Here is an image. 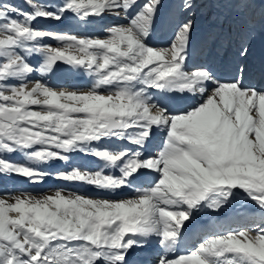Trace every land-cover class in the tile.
Masks as SVG:
<instances>
[{
	"label": "snow or ice",
	"instance_id": "1",
	"mask_svg": "<svg viewBox=\"0 0 264 264\" xmlns=\"http://www.w3.org/2000/svg\"><path fill=\"white\" fill-rule=\"evenodd\" d=\"M25 2L30 11L0 0V175L40 183L52 173L31 164L69 163L71 153H82L102 167L74 165L56 178L107 192L132 188L134 196L0 194V264H128L130 250L153 237L163 253L157 264H264V218L213 231L169 258L203 209L219 211L239 193L264 211V84L252 82L242 63L249 48L239 44L224 79L209 66L188 68L190 18L176 25L170 45L148 43L162 0ZM192 7L191 0L180 5ZM66 13L85 23L123 13L126 23L107 28L105 38L34 26ZM32 56L42 57L38 67ZM58 64L84 71L91 88L57 91L41 80L29 88L30 74ZM169 93L194 102L174 110ZM157 132L160 144L145 155ZM117 141L129 146H109ZM14 152L28 163L4 158ZM146 175L150 186H137Z\"/></svg>",
	"mask_w": 264,
	"mask_h": 264
},
{
	"label": "bare ground",
	"instance_id": "2",
	"mask_svg": "<svg viewBox=\"0 0 264 264\" xmlns=\"http://www.w3.org/2000/svg\"><path fill=\"white\" fill-rule=\"evenodd\" d=\"M14 1V0H12ZM139 1V0H138ZM236 0H232L234 2ZM60 2V0L58 1ZM256 3H262L264 0H256ZM166 8V7H165ZM188 18V14H185L184 12L176 14V11H170V8L162 9V12L160 13V16L158 18H161L162 20H166L167 18ZM64 21H55V20H37L34 23V26L40 27L44 30L47 31H52V32H68V33H74L79 36L83 37H98L101 38V36H107L106 29L113 26V25H118V24H123L126 23V20L124 18L123 13L121 15L116 16L112 13H105L102 17H91L89 20L85 22H79L77 21L72 14L66 13V16L64 18ZM190 19L193 21V30L191 37L195 36L196 33L199 35L200 39L208 40L209 35L211 34L212 31V26L211 25H206L204 26H198V20L194 18V16H190ZM39 21V23H37ZM38 25V26H37ZM190 37V39H192ZM45 43L51 44L52 46H57V42L54 40H46ZM193 45H195L193 52L192 53H198L199 56H201L202 49H199L198 43L196 41H191ZM242 43L241 41L239 44ZM247 43V42H246ZM245 43V45H246ZM247 46V45H246ZM249 48V55L248 57L242 61V63H246L248 67L252 70L251 73V79L252 82L260 84L259 81L261 78H264V38H262L260 41L255 42L251 45L247 46ZM235 57V60L237 59L236 53H232ZM208 56V55H207ZM215 56V55H214ZM213 55L210 56L212 60H215ZM218 58V57H217ZM216 58V62L218 66H222L225 69V72L220 71L217 67H213V65H210L209 63H205L204 58L201 56V59L199 61V66H209L212 67L213 69L216 70L217 74L224 79L230 78L231 74V69L234 65V61L231 60L230 56H225L223 60L220 62ZM190 63L188 60V68L192 69L197 66H194L196 63L194 61H191ZM32 65L33 63L30 62ZM42 63V61H41ZM34 66V65H33ZM64 64H58L57 66L54 67V69L50 73H33L30 74L28 78V86L29 88L32 86V83L36 80H41L42 82L48 84L51 86L54 90L60 91V90H68L67 87H65L64 83L70 82L73 84V90L81 89V91H88L93 83V80L91 81L89 75L83 74L82 70L81 71H73L70 69V75L67 73H64L65 69L63 68L62 70L58 71L60 67H64ZM191 66V67H190ZM37 67V65L35 66ZM58 80V84H55L54 82ZM18 83V82H17ZM264 84V81L263 83ZM102 91V90H101ZM104 94H107L105 90H103ZM34 109H36V106H32ZM163 133L162 132H157V134L153 137L152 141L147 145V151L145 152V155H148L150 153H154V150H156L157 145L160 144L161 139H162ZM108 143V142H104ZM115 145H121V147H128L129 145L127 144L126 141H117L115 142ZM112 145V146H115ZM94 146H100V145H94ZM82 153H71L70 154V162L67 163L69 165H72V159L73 157H76V155H80ZM85 155V154H84ZM91 156V155H89ZM93 158V156H91ZM4 158L17 162V163H28L26 160V157L23 155L21 152H14V153H9V154H4ZM97 159V158H96ZM42 164H31L30 166L32 167H39ZM65 167H67L66 164H64ZM41 169V168H39ZM113 170V169H112ZM21 178H24L22 176L18 175H0V181L8 182L11 181V191L9 193H13L15 195H20L19 193L21 186L23 185V182ZM6 179L8 181H6ZM26 179V178H25ZM149 180H151V176H149ZM2 183V182H0ZM2 183V184H4ZM8 192V191H7ZM5 192H1L3 194ZM55 191H50V192H44L42 194H33L37 197H41L43 195H50L54 194ZM204 210V209H203ZM211 211V210H210ZM212 214L209 217H215V218H221L224 215L228 214L229 216L235 217L238 214L244 213H254V214H259L260 216L264 215V211H262L254 202L251 200L247 199L243 194H239L237 196V199L232 201V203L228 206H225L219 211H211ZM203 220H206L203 219ZM157 245V242L155 241H150L147 246L153 247ZM188 248H186L187 251ZM134 250H130L128 256H127V261L132 260L134 258Z\"/></svg>",
	"mask_w": 264,
	"mask_h": 264
},
{
	"label": "rangeland",
	"instance_id": "3",
	"mask_svg": "<svg viewBox=\"0 0 264 264\" xmlns=\"http://www.w3.org/2000/svg\"><path fill=\"white\" fill-rule=\"evenodd\" d=\"M204 0H191V3H194V4H196V5H198V7L200 8V6L201 7H203L202 9H204L205 10V12L207 13V9H206V7H204V2H203ZM66 16V15H65ZM200 18V17H199ZM37 23H39V21L37 22ZM36 26V25H35ZM38 26V25H37Z\"/></svg>",
	"mask_w": 264,
	"mask_h": 264
}]
</instances>
